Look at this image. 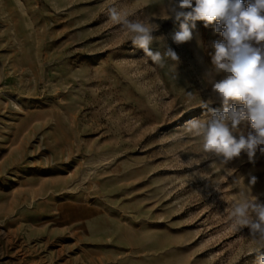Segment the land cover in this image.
Listing matches in <instances>:
<instances>
[{
	"label": "rangeland",
	"instance_id": "374dc122",
	"mask_svg": "<svg viewBox=\"0 0 264 264\" xmlns=\"http://www.w3.org/2000/svg\"><path fill=\"white\" fill-rule=\"evenodd\" d=\"M165 3L0 0V264H255L230 210L253 176L264 203V154L201 159L185 125L207 113L223 38L197 21L176 45ZM110 6L157 20L151 49L177 67L134 47Z\"/></svg>",
	"mask_w": 264,
	"mask_h": 264
},
{
	"label": "clouds",
	"instance_id": "9594fccd",
	"mask_svg": "<svg viewBox=\"0 0 264 264\" xmlns=\"http://www.w3.org/2000/svg\"><path fill=\"white\" fill-rule=\"evenodd\" d=\"M106 14L114 24L133 34L132 45L154 63L163 67L164 61L170 59L177 67L180 57L172 47L166 45L163 53L151 49L155 39L152 33L159 28L157 20L129 19L115 6L107 8ZM165 15V20L180 22V30L172 36L176 45L192 39L191 28L197 21L205 27L214 24L215 32L223 38L212 45V69L206 74L211 93L207 101L200 103L207 113L185 125V131L200 141L201 159L222 157L224 164L242 153L250 161L257 150L264 154V0H167ZM217 75L222 78L216 80ZM216 101L222 110L209 107ZM244 121L250 123L254 132L237 136ZM193 159L182 163L192 167ZM240 180L243 183L242 177ZM255 183L254 176L248 186L243 183L231 205L230 216L236 231L248 228L249 237L257 242V247L246 255L255 253V264H264V255L260 254L264 249V203L251 193Z\"/></svg>",
	"mask_w": 264,
	"mask_h": 264
},
{
	"label": "crops",
	"instance_id": "0c3cea01",
	"mask_svg": "<svg viewBox=\"0 0 264 264\" xmlns=\"http://www.w3.org/2000/svg\"><path fill=\"white\" fill-rule=\"evenodd\" d=\"M74 209H75L74 211H75V213H76V211H77V210H76V209H77V206H75V208H74ZM79 210H80V211H82V212H85V214H87V212H88V213L92 212V210H91V209L84 208V207H82V208H81V207H79Z\"/></svg>",
	"mask_w": 264,
	"mask_h": 264
}]
</instances>
